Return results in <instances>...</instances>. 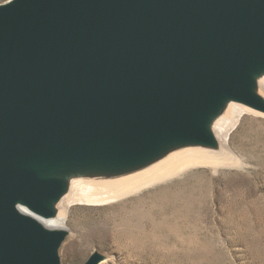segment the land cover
<instances>
[{"label":"water","instance_id":"95a60500","mask_svg":"<svg viewBox=\"0 0 264 264\" xmlns=\"http://www.w3.org/2000/svg\"><path fill=\"white\" fill-rule=\"evenodd\" d=\"M263 78L264 0L0 3V264H63L72 232L47 221L74 184L220 152Z\"/></svg>","mask_w":264,"mask_h":264},{"label":"rangeland","instance_id":"374dc122","mask_svg":"<svg viewBox=\"0 0 264 264\" xmlns=\"http://www.w3.org/2000/svg\"><path fill=\"white\" fill-rule=\"evenodd\" d=\"M7 0H0V3ZM228 143L242 167L194 165L110 202H74L63 264H264V116L246 111Z\"/></svg>","mask_w":264,"mask_h":264},{"label":"bare ground","instance_id":"6f19581e","mask_svg":"<svg viewBox=\"0 0 264 264\" xmlns=\"http://www.w3.org/2000/svg\"><path fill=\"white\" fill-rule=\"evenodd\" d=\"M261 87L264 91V78L261 81ZM246 111L249 110L240 106L231 105L226 115L217 122L216 131L221 143L220 152L206 151L201 153L184 151L172 155L151 169L146 170L140 176L111 182L86 181L76 183L71 188L69 194L60 202L59 216L47 221V225L55 228H66L65 223L68 208L74 202H110L123 197L119 201V203L122 204L126 200L124 196L137 193L139 189L166 181L175 175L183 174L194 165L209 163L214 169L220 168L222 165L242 167L243 160L229 145L228 137ZM258 114L262 115L260 113ZM106 262L107 260L103 261L101 264Z\"/></svg>","mask_w":264,"mask_h":264}]
</instances>
